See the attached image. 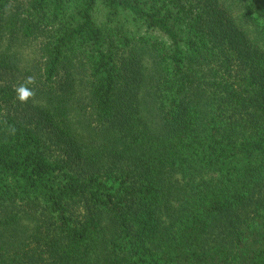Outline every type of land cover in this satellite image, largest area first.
<instances>
[{
    "label": "trees",
    "instance_id": "trees-1",
    "mask_svg": "<svg viewBox=\"0 0 264 264\" xmlns=\"http://www.w3.org/2000/svg\"><path fill=\"white\" fill-rule=\"evenodd\" d=\"M0 264H264V0H0Z\"/></svg>",
    "mask_w": 264,
    "mask_h": 264
},
{
    "label": "clouds",
    "instance_id": "clouds-1",
    "mask_svg": "<svg viewBox=\"0 0 264 264\" xmlns=\"http://www.w3.org/2000/svg\"><path fill=\"white\" fill-rule=\"evenodd\" d=\"M28 95V93H25V95L21 96V99H26V96Z\"/></svg>",
    "mask_w": 264,
    "mask_h": 264
}]
</instances>
